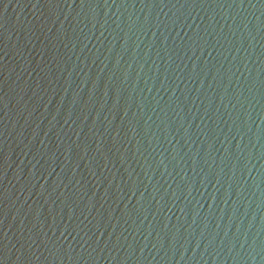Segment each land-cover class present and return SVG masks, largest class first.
<instances>
[{
	"label": "water",
	"instance_id": "obj_1",
	"mask_svg": "<svg viewBox=\"0 0 264 264\" xmlns=\"http://www.w3.org/2000/svg\"><path fill=\"white\" fill-rule=\"evenodd\" d=\"M0 264H264V0H0Z\"/></svg>",
	"mask_w": 264,
	"mask_h": 264
}]
</instances>
